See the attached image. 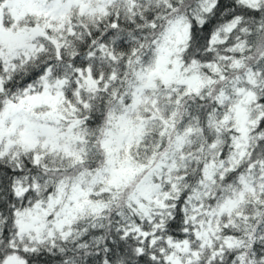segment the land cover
Returning a JSON list of instances; mask_svg holds the SVG:
<instances>
[{"label": "snow or ice", "instance_id": "6c2138e0", "mask_svg": "<svg viewBox=\"0 0 264 264\" xmlns=\"http://www.w3.org/2000/svg\"><path fill=\"white\" fill-rule=\"evenodd\" d=\"M0 264H264V0H0Z\"/></svg>", "mask_w": 264, "mask_h": 264}]
</instances>
